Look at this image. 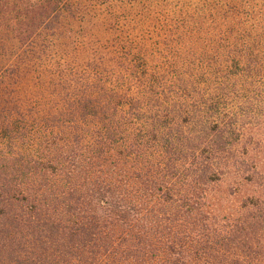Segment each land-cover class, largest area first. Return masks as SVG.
Instances as JSON below:
<instances>
[{
  "label": "trees",
  "instance_id": "obj_1",
  "mask_svg": "<svg viewBox=\"0 0 264 264\" xmlns=\"http://www.w3.org/2000/svg\"><path fill=\"white\" fill-rule=\"evenodd\" d=\"M0 264H264V0H0Z\"/></svg>",
  "mask_w": 264,
  "mask_h": 264
}]
</instances>
